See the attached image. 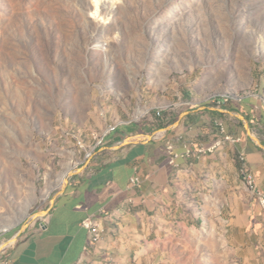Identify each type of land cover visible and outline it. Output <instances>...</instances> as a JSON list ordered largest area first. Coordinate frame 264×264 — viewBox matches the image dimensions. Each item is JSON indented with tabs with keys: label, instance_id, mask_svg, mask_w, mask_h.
Returning a JSON list of instances; mask_svg holds the SVG:
<instances>
[{
	"label": "rangeland",
	"instance_id": "374dc122",
	"mask_svg": "<svg viewBox=\"0 0 264 264\" xmlns=\"http://www.w3.org/2000/svg\"><path fill=\"white\" fill-rule=\"evenodd\" d=\"M192 93L264 102V0H0V240L38 225L117 131L156 133ZM184 190L167 264H240L226 200Z\"/></svg>",
	"mask_w": 264,
	"mask_h": 264
},
{
	"label": "crops",
	"instance_id": "0c3cea01",
	"mask_svg": "<svg viewBox=\"0 0 264 264\" xmlns=\"http://www.w3.org/2000/svg\"><path fill=\"white\" fill-rule=\"evenodd\" d=\"M217 121L240 142L208 155H184L187 144L197 150L219 139ZM237 157L241 163L244 157L264 192L262 99L232 98L217 106L192 93L163 116L156 133L130 127L111 136L69 179L38 225L0 240V264H167L160 249L186 225V186L197 192L190 196L226 200L227 238L240 264H264V212ZM135 174L140 184L132 189ZM90 216L104 230L97 245L94 232L81 226Z\"/></svg>",
	"mask_w": 264,
	"mask_h": 264
},
{
	"label": "built area",
	"instance_id": "2783aa9c",
	"mask_svg": "<svg viewBox=\"0 0 264 264\" xmlns=\"http://www.w3.org/2000/svg\"><path fill=\"white\" fill-rule=\"evenodd\" d=\"M231 99L232 98L230 96L225 95V96H222L220 98H213V101L215 102V104H217V106H223V105L230 103ZM158 117L163 118V114L161 112H158ZM216 126L219 130L220 137L213 145H211L208 148L207 147H201L197 150H194V148L191 144H187L185 146V154L184 155H208V154L215 153L217 150L222 148L225 144H228V143L236 144V143L240 142L239 139H235V138L231 137L230 135H228L225 124L223 123V121H217ZM117 129H118L117 126L111 127L107 134H109L110 132L117 131ZM107 134H105L102 137H98L96 135L93 136L94 140L98 141L97 146L103 144V141H104ZM167 148L170 151L173 150L174 144L169 142L167 144ZM244 172L246 173L247 182H252L253 189H254L255 194H256V198L258 199L259 205L261 206V208L264 212V192H262L258 189L253 175L249 171H244ZM139 184H140L139 175L135 174V176L131 179L130 188L135 189L139 186ZM81 226L84 229H86L88 232L90 230H98V240H97V243L94 245H97L98 242L102 240V238L104 236V230L102 228V225L100 224V222L97 219H95L91 216L87 217L82 222Z\"/></svg>",
	"mask_w": 264,
	"mask_h": 264
},
{
	"label": "bare ground",
	"instance_id": "6f19581e",
	"mask_svg": "<svg viewBox=\"0 0 264 264\" xmlns=\"http://www.w3.org/2000/svg\"><path fill=\"white\" fill-rule=\"evenodd\" d=\"M187 156L190 157V156H192V155H187ZM241 160H242V164H243V167H242V175L244 176L247 185H248V186L254 191L252 182H247L246 173L244 172V171H248L247 168H246V161H245L244 157H242ZM70 175H71V172L67 173V174L63 177V179H62V184H63V186L65 185V183H66V181H67V179L69 178ZM254 192H255V191H254ZM91 231L94 232V233H93V234H94V240L97 241V240H98V230H91ZM6 247H7V246H6Z\"/></svg>",
	"mask_w": 264,
	"mask_h": 264
},
{
	"label": "trees",
	"instance_id": "16d2710c",
	"mask_svg": "<svg viewBox=\"0 0 264 264\" xmlns=\"http://www.w3.org/2000/svg\"><path fill=\"white\" fill-rule=\"evenodd\" d=\"M236 161H237V165H238L239 170L242 171L243 166H242V163H241L239 157H237Z\"/></svg>",
	"mask_w": 264,
	"mask_h": 264
}]
</instances>
